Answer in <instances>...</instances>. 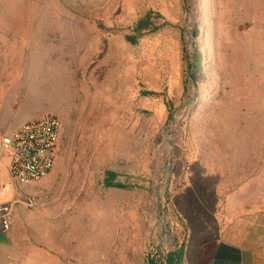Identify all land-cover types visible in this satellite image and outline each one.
<instances>
[{
    "label": "rangeland",
    "instance_id": "1",
    "mask_svg": "<svg viewBox=\"0 0 264 264\" xmlns=\"http://www.w3.org/2000/svg\"><path fill=\"white\" fill-rule=\"evenodd\" d=\"M156 1L0 0V161L16 115L53 112L62 124L60 163L78 165L94 154L95 164L129 184L126 201L136 204L132 218L122 191L105 187L115 215L105 216L101 259L85 263L73 255L68 264H162L180 245L178 264H206L213 214L226 196L237 192L264 205V4L203 13L196 0H168L181 6L177 19L161 23L151 11L149 23L137 27ZM115 34L135 38L133 91L118 73L125 62L117 54L123 48L112 44ZM171 35L178 42L177 86L166 79L175 64L165 44ZM143 38L163 41L153 47ZM165 135L173 142L167 184ZM35 196L36 207L47 200L46 193ZM24 240L21 249L30 254L32 238Z\"/></svg>",
    "mask_w": 264,
    "mask_h": 264
},
{
    "label": "crops",
    "instance_id": "2",
    "mask_svg": "<svg viewBox=\"0 0 264 264\" xmlns=\"http://www.w3.org/2000/svg\"><path fill=\"white\" fill-rule=\"evenodd\" d=\"M257 2L196 0L195 3L199 12L235 13L251 11L252 6H257ZM155 4L157 8L151 5L147 12H157L161 23L178 18L180 4L176 3L174 6L168 0H159ZM259 4L262 6L264 0H260ZM181 5L184 7V2H181ZM168 37L166 40L164 38L165 44L168 54H173L175 64L170 65L166 79L168 78L171 86H177L181 80L178 42L172 35ZM162 41L163 38L158 44H151L147 38H143L142 44L149 43L157 47ZM112 44L114 47L119 44L123 48L117 54L125 64L118 73L126 80H131L130 86L127 84L128 81H124L127 87L125 90L133 91L135 89L133 80L137 72L131 65L133 61V55L129 51L131 41L125 34H115ZM39 114L40 111L37 110L16 115L9 122L13 128L7 134L16 130L24 121L40 116ZM55 115L59 118L57 114ZM59 138L60 133L53 167L37 181L21 183L13 181L8 174V156L0 161V164L3 163L0 169V204L13 202L9 228L6 231L0 230V264H68L73 255L77 257L78 262L100 260V254L105 247V216L108 215L107 220L110 221V216L112 218L115 215V202L112 199L107 198L106 201L103 199L105 187L111 188L112 193L122 191L125 199L121 203L125 209L127 207V215L135 218L134 199L126 201L128 191L125 190H129V184L117 180L119 173L113 168L95 164L94 154L91 155L93 160H85L78 165L68 161L62 165L57 158ZM62 190L63 196L60 195ZM44 193L47 194V200L39 207L30 208L22 202H14L23 194ZM222 204V211L213 214L216 223L213 229L215 239L208 252L206 264H264V205H254L248 202L246 196L237 192H230ZM106 227L110 228L109 223ZM29 236L32 238L30 254L26 247L21 249V244L26 242L24 239ZM180 249L183 256L184 246L180 245L175 251L167 253L163 264H176L177 252ZM171 255L173 259L168 263Z\"/></svg>",
    "mask_w": 264,
    "mask_h": 264
},
{
    "label": "built area",
    "instance_id": "3",
    "mask_svg": "<svg viewBox=\"0 0 264 264\" xmlns=\"http://www.w3.org/2000/svg\"><path fill=\"white\" fill-rule=\"evenodd\" d=\"M61 128L60 119L51 112L24 121L16 130L3 136L2 145L8 155V174L15 182L37 181L53 167L56 158V143ZM14 202H22L35 208V195L23 194ZM13 202L0 204V230L9 228Z\"/></svg>",
    "mask_w": 264,
    "mask_h": 264
},
{
    "label": "water",
    "instance_id": "4",
    "mask_svg": "<svg viewBox=\"0 0 264 264\" xmlns=\"http://www.w3.org/2000/svg\"><path fill=\"white\" fill-rule=\"evenodd\" d=\"M186 14H187V12H186ZM190 37H192V35L191 34H188ZM173 114L175 115V111L173 112ZM165 137H166V139L168 140V142H169V144H170V148H171V150H170V152H169V156H168V161H167V163H166V166H165V170H166V172H167V176H166V178H165V180H164V184H167L168 182H169V179H170V170H171V159H172V157H173V151H172V148H173V142L170 140V138L169 137H167L166 135H165ZM160 187V186H159ZM159 187H158V189H157V191H156V195H157V205H156V210H157V212L159 213L160 212V205H159V202H160V198H159ZM160 222L162 223V226H163V234H167L166 233V229H165V224H164V221L162 220V219H160Z\"/></svg>",
    "mask_w": 264,
    "mask_h": 264
},
{
    "label": "trees",
    "instance_id": "5",
    "mask_svg": "<svg viewBox=\"0 0 264 264\" xmlns=\"http://www.w3.org/2000/svg\"><path fill=\"white\" fill-rule=\"evenodd\" d=\"M150 14H151V11L147 12L144 15V17L139 20V23H138L137 27H141L143 24L149 23ZM128 39L131 42H134V40H135L134 36H129ZM192 68H193V64L191 63L190 66L188 67V69L191 70ZM181 257H182V249L178 250V252H177V261H176V264H178V260H180ZM148 264H158V263L154 260V258H150L148 260Z\"/></svg>",
    "mask_w": 264,
    "mask_h": 264
},
{
    "label": "bare ground",
    "instance_id": "6",
    "mask_svg": "<svg viewBox=\"0 0 264 264\" xmlns=\"http://www.w3.org/2000/svg\"><path fill=\"white\" fill-rule=\"evenodd\" d=\"M155 40H156V39H155ZM150 41H153V40H150ZM154 43H155V42H154ZM154 43H153V44H154Z\"/></svg>",
    "mask_w": 264,
    "mask_h": 264
}]
</instances>
